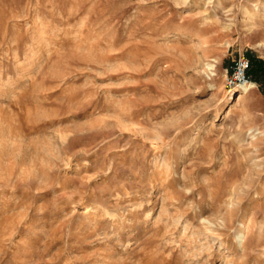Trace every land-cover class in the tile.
Returning <instances> with one entry per match:
<instances>
[{
    "label": "rangeland",
    "instance_id": "374dc122",
    "mask_svg": "<svg viewBox=\"0 0 264 264\" xmlns=\"http://www.w3.org/2000/svg\"><path fill=\"white\" fill-rule=\"evenodd\" d=\"M241 55L264 0H0V264H264Z\"/></svg>",
    "mask_w": 264,
    "mask_h": 264
},
{
    "label": "built area",
    "instance_id": "2783aa9c",
    "mask_svg": "<svg viewBox=\"0 0 264 264\" xmlns=\"http://www.w3.org/2000/svg\"><path fill=\"white\" fill-rule=\"evenodd\" d=\"M250 60L247 56L241 55L234 59L231 66L227 69L226 85L229 88L249 85L252 82L248 74Z\"/></svg>",
    "mask_w": 264,
    "mask_h": 264
},
{
    "label": "trees",
    "instance_id": "16d2710c",
    "mask_svg": "<svg viewBox=\"0 0 264 264\" xmlns=\"http://www.w3.org/2000/svg\"><path fill=\"white\" fill-rule=\"evenodd\" d=\"M249 76L258 82L264 91V60L260 58H251L248 70Z\"/></svg>",
    "mask_w": 264,
    "mask_h": 264
},
{
    "label": "bare ground",
    "instance_id": "6f19581e",
    "mask_svg": "<svg viewBox=\"0 0 264 264\" xmlns=\"http://www.w3.org/2000/svg\"><path fill=\"white\" fill-rule=\"evenodd\" d=\"M215 68H216V65L214 64H210L208 69L210 71V73L213 75H216L214 73L215 71ZM256 87V84L255 83H250L249 85H242L241 86V91L239 93V96L237 98V101L241 100L246 94H248L250 91H252L254 88Z\"/></svg>",
    "mask_w": 264,
    "mask_h": 264
}]
</instances>
